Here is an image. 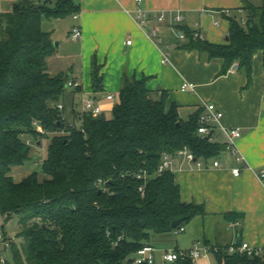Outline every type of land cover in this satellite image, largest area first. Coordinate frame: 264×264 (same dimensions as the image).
Instances as JSON below:
<instances>
[{
  "label": "trees",
  "instance_id": "1",
  "mask_svg": "<svg viewBox=\"0 0 264 264\" xmlns=\"http://www.w3.org/2000/svg\"><path fill=\"white\" fill-rule=\"evenodd\" d=\"M244 3L247 24L230 15L226 43H210L186 28L184 48L221 59L223 73L238 62L250 75L254 55L264 58V0L260 6ZM78 10L74 0H20L0 14V211L5 223L20 214V241L5 227L11 264H133L153 233L173 231L205 213L202 204L182 200L170 169L158 172L162 154L188 148L209 160L225 148L198 131L199 111L182 119L178 104L168 106L166 91L155 93L145 77L124 76L112 116L82 112L66 122L58 104L69 77L48 71L56 45L42 21ZM101 81L94 61V90ZM38 123L52 133L38 132ZM43 137L50 141L41 171L16 181L12 167L38 160L33 148ZM180 217L185 220L173 227ZM214 254L220 264H264L222 246ZM1 257L0 243V264Z\"/></svg>",
  "mask_w": 264,
  "mask_h": 264
},
{
  "label": "crops",
  "instance_id": "2",
  "mask_svg": "<svg viewBox=\"0 0 264 264\" xmlns=\"http://www.w3.org/2000/svg\"><path fill=\"white\" fill-rule=\"evenodd\" d=\"M18 1L0 0V14L11 11ZM74 1L79 10L72 17L79 21L82 36L75 50L79 65L71 66L69 80H78L80 87L78 90L68 87L64 95L66 122L72 123L75 115L82 113L81 103L85 97L95 100L102 109L101 114L113 110L123 78L127 76L147 78V87L157 94L166 91L167 105L177 103L184 120L197 111L204 113L205 103H214L223 112V125L241 128L242 136L237 145L244 156L243 162H238L225 149L209 160L198 158L203 161L201 166L183 155H174L171 171L180 187L182 200L202 204L205 213L194 216L180 233L174 230L153 233L150 244L156 248L154 264L157 261L172 264L162 260L164 250L189 249L196 243L200 247L227 249L240 237L241 242L264 247V177L257 175L264 169L263 53L254 55L250 75L238 62L236 68L232 65L223 73L221 59H208L198 50L185 49L187 34L184 40L178 37V31L186 33L184 29L187 28L198 30L202 39L210 43H226L230 33V15L226 11L245 19L246 12L237 11L244 6V0H143L140 5L135 0ZM248 1L256 6L263 3V0ZM138 8L147 12L148 25L139 24ZM177 13L184 16L182 21L175 20ZM162 14L165 19L160 22ZM153 28H157V36L151 35ZM157 38L163 43L159 44ZM129 39L131 44L126 43ZM65 42L72 50L73 43ZM57 45L58 42L56 48ZM94 61L102 78L97 91L93 84ZM184 82L193 84L194 89H182ZM110 94L113 99L108 98ZM77 95L80 97L78 107ZM211 131L212 141L224 145L223 130L216 126ZM214 159L222 164L214 166ZM237 166L242 172L234 175L232 169ZM194 264L220 263L212 251L195 259Z\"/></svg>",
  "mask_w": 264,
  "mask_h": 264
},
{
  "label": "built area",
  "instance_id": "3",
  "mask_svg": "<svg viewBox=\"0 0 264 264\" xmlns=\"http://www.w3.org/2000/svg\"><path fill=\"white\" fill-rule=\"evenodd\" d=\"M138 5H140L143 0H135ZM239 11L242 12L240 9ZM228 15H231L230 10L226 11ZM77 17V15H75ZM137 17H138V22L141 26H146L148 25V14L143 8H138L137 9ZM184 16L181 13H177L175 15V20L176 21H182ZM165 19V14H162L159 17V21H163ZM241 23L243 25L247 24L246 18L241 19ZM152 36H157V28H153L151 31ZM71 36L73 40H78L82 36V30L81 27L78 25H75ZM195 37H200L202 38L201 33L196 30L194 32ZM178 37L181 40H184L186 38V33L183 31L179 30L178 31ZM158 43L162 44L163 41L161 38H157ZM127 44H131L132 40L129 39L126 42ZM166 60V59H165ZM68 87L76 88L80 87V82L78 80H68L67 82ZM182 89H194V85L188 82H184L182 85ZM109 99H113V95L110 94L108 95ZM58 108L62 109L63 105L62 103L58 104ZM81 109L82 112H88L91 113L93 116H98L101 114V107L96 105L95 100L90 97H85L82 100L81 103ZM205 112L202 113L199 117V127L198 131L202 135H209L211 130L215 129L216 126H219L226 137L225 143H224V149L234 155V158L238 162H243L244 161V156L238 151V145L237 141L238 139L242 136L241 128L238 126L235 127H228L222 124V118H223V112L220 111L214 103H205ZM37 126V131L40 132L43 135H50L52 132L48 131L42 124L38 123L36 124ZM210 141L213 140L212 136L209 137ZM28 143H31L32 140L28 139ZM177 154L183 155L186 159L189 161H192L196 158L195 154L189 150L188 148H183L178 151ZM174 161V156L171 155L168 152H164L162 154V161L159 164L158 167V172L163 173L164 171L170 169L172 167ZM198 165H203V161H200L198 158L196 160ZM214 166H220L222 163L220 162L219 159H214L213 160ZM245 168H248V165L245 164ZM232 172L234 175H239L242 172L241 167H234L232 169ZM257 175L262 178L264 177V169L260 170L257 172ZM139 177L141 175H138ZM142 189V187L140 188ZM5 215L0 211V243H1V249H2V254L5 253V251L9 250L12 246V239H10L6 234H5ZM184 231V225L180 226L178 228H175L174 232L180 233ZM220 247L218 246H208V247H200L199 243L194 244L191 248L189 249H183L179 251L175 250H164L161 253V258L163 261L172 263L176 261L179 258H186V257H191L193 260L199 258L202 255L207 256L210 252L212 251H218ZM227 251L229 253H237V254H244L250 257H261L264 259V247L263 246H254L250 244L247 241H242L238 244L234 243L231 244L230 246L227 247ZM156 248L152 244H147L138 249L136 256L133 260V264H154L156 260L155 256ZM1 264H11L8 262L6 259H4L3 255L1 257Z\"/></svg>",
  "mask_w": 264,
  "mask_h": 264
},
{
  "label": "rangeland",
  "instance_id": "4",
  "mask_svg": "<svg viewBox=\"0 0 264 264\" xmlns=\"http://www.w3.org/2000/svg\"><path fill=\"white\" fill-rule=\"evenodd\" d=\"M73 14H68L59 19H43L42 28L45 31L50 32L51 37L54 41V44L58 42V45L55 49L54 57L50 58V62H48V70L51 73H61L67 77L71 76V66L79 65V55L76 54L77 48L80 44V39L77 41L73 40L71 33L75 27V25H79V21L72 17ZM66 40H69L73 43V49L69 50ZM58 70V71H55ZM76 106L78 107L80 104V97L79 95L76 96ZM112 111L110 110L107 112V116H112ZM81 115V114H80ZM218 134V132H217ZM42 143L33 148V153L38 155V160H30L26 162L24 165H17L13 166L11 169V175L16 181H20L21 179L27 177L33 171L38 170L41 171V164L43 158L47 153V147L49 144L50 139L47 137H43ZM20 214H13V216L7 221L5 227L6 231L9 236L13 237L14 241H20L19 238L16 237L18 226H19ZM4 259L8 262L13 261V255L11 251H5L2 254ZM165 263V262H164ZM156 264H161L157 261Z\"/></svg>",
  "mask_w": 264,
  "mask_h": 264
},
{
  "label": "water",
  "instance_id": "5",
  "mask_svg": "<svg viewBox=\"0 0 264 264\" xmlns=\"http://www.w3.org/2000/svg\"><path fill=\"white\" fill-rule=\"evenodd\" d=\"M226 39L228 40L229 37H226ZM237 66H238V65H237L236 63L233 65L234 68H236ZM212 134H213V131H211V132L209 133V136H212ZM41 143H42L41 140H38V141H37V144H38V145H40ZM194 160L196 161L197 158H195ZM184 220H185V217H180V218H178V219H175V220L172 222V226H173V227H177L178 225L182 224V222H183ZM240 242H241V239H240V237H238L236 243L238 244V243H240Z\"/></svg>",
  "mask_w": 264,
  "mask_h": 264
}]
</instances>
